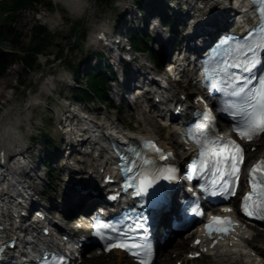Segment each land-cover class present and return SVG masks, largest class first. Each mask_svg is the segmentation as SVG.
Returning a JSON list of instances; mask_svg holds the SVG:
<instances>
[{
    "label": "rangeland",
    "instance_id": "374dc122",
    "mask_svg": "<svg viewBox=\"0 0 264 264\" xmlns=\"http://www.w3.org/2000/svg\"><path fill=\"white\" fill-rule=\"evenodd\" d=\"M2 0H0L1 2ZM92 4H93V10L100 16V17H106L113 19L116 16L115 11L113 10V2H109V1H102V0H89ZM52 2V3H51ZM59 10V12H58ZM94 13H89L87 16H84V18H79L78 16L73 17L70 15V13L66 10V7H64L62 4H56L54 3L53 0H39V2L33 3L32 5H27L26 7L23 8V10H20V12H18L17 18H18V22L16 25V30H18L21 34L20 37H15L11 40H9L8 42L5 43H1L0 42V48H6V49H10V50H14L17 53H21L25 48H27L28 46L30 47L32 42L30 40L31 38V30L32 27L34 28L35 25L37 23H39L40 21H45L44 18L48 15L50 16H56V15H61L64 19L63 24L61 26H59L56 29H49L48 34L50 36H48V39L50 41L49 45L45 48L44 50V54H48V58L49 57H53L56 54H59L58 56L55 57V59H51V61H47L45 63H43L44 57L40 58L37 62V66H35L33 68V71H26L25 67L23 66L22 62L17 59L16 61H14L11 66L10 69L12 70V72L8 73V70L5 73V77L8 78L9 82L4 86V85H0L2 90H3V94L0 96V112H2L3 110H5L6 108H8L9 106H13V105H21L22 103H24L27 98L29 97V95L35 91H39L41 88L42 83L46 80V78L49 76L53 79V77L56 78L57 74L59 71H62L64 69H68V63L64 60V58L62 57V53L65 54V51L68 47V45H71L75 36V33L73 32V27L80 22V20H82V25L78 28V34L79 37H81V40L78 44V47L73 50L72 52L69 53L71 60L78 62L80 58L85 56V53L83 52V44L86 43V39L87 36L92 28L93 25V21H95L96 19L99 18H94ZM79 18V19H78ZM79 24V23H78ZM77 24V26H78ZM78 39V38H77ZM61 54V55H60ZM151 55L154 57V59L156 60L155 55L152 54L151 51ZM69 58V59H70ZM63 61V62H62ZM73 61V63H74ZM45 70L47 72H45ZM40 74L41 75H48L47 77L44 76L41 77V79H37L36 77ZM4 76L0 75V81L2 80V78ZM39 76V77H40ZM83 82L87 81V78H83L82 79ZM17 81H22L21 85H16ZM57 91H60L61 89H63L65 92V95H68L67 97L69 98V95L73 94V90H69L68 88L64 89V87L62 85L59 84H55ZM90 86L92 88H94L92 86V82H90ZM176 86V88H182L180 85H174ZM51 89L54 88V85H50ZM95 89V88H94ZM12 94V98L11 100L7 101V98H9V96H11ZM53 97L57 98V93L55 91H52ZM54 98H45V102L46 105L50 108L53 109L50 110L49 108L43 107V108H39V109H35L33 110L34 113V117L37 121H39L41 124L40 128V132H42L45 135H49L51 139H53V141L58 140L59 136L57 133V126H56V111L58 110V104L55 101ZM96 105L95 108L98 107L99 105L97 104L96 100H94ZM106 104V103H105ZM116 108L113 109L111 112L112 114L114 112H118L117 113V118L122 119L124 118V120H126L127 125L130 126L133 129L137 128L139 129V131L142 132H146L148 133L149 131V127H145L144 125H142L141 123H137L136 122V117H133V115L127 113V109L128 106H124L122 105L121 107L119 106L118 103H115ZM94 108V107H92ZM122 117V118H120ZM135 120L134 123H132V120ZM123 120V119H122ZM138 121V119H137ZM153 122V129H155V133L159 134L163 139H166L167 141L170 142V140L168 138L165 137L166 134V129H161L160 127L157 126V124ZM158 129V130H157ZM24 133H26L25 135H27V131H24ZM44 140H40V137H34L33 139V143L32 145H34L35 151L38 152L39 156L41 159H43L45 157V148H47V145L50 143H47V139L45 137H43ZM55 139V140H54ZM53 143V142H52ZM37 149V150H36ZM57 174H63V171H59V173L57 172ZM47 176V174H46ZM49 177V174L48 176ZM46 178V177H45ZM55 179L57 178H52L51 180H54V184H55ZM50 180V181H51ZM50 190V187H44ZM261 243H264V238H262ZM258 244V243H257ZM175 249L171 248H165L163 251H165V253L163 255H161V258L164 255H167L168 257H173L174 255H176ZM189 248L187 247L186 251H188ZM164 258V257H163ZM177 258H173L171 260L170 263L176 262ZM161 262H163V260H161ZM131 264V263H127L126 261H124L122 258L120 257H115L113 260L108 259V258H101L99 260H93V261H86L85 264Z\"/></svg>",
    "mask_w": 264,
    "mask_h": 264
},
{
    "label": "snow or ice",
    "instance_id": "6c2138e0",
    "mask_svg": "<svg viewBox=\"0 0 264 264\" xmlns=\"http://www.w3.org/2000/svg\"><path fill=\"white\" fill-rule=\"evenodd\" d=\"M260 12L264 14V8L260 9ZM247 48V53L243 51V48ZM257 48H264V42H261L259 44H256L255 47L250 45H244L242 48L238 49L241 54L244 56V60L242 63H236L234 66L236 68H243L245 72L251 73L253 71L254 65L259 63V61L256 59V49ZM251 54V59H249L248 54ZM224 76L221 77L222 81L226 82L228 85H234L231 90V95L238 98L235 102H230V108H224L223 111H230L233 117H239L242 121V125H238L236 127V131L240 134L242 139H253L254 135L259 132H264V77L259 78V88H249V85L251 84L252 80L257 79L255 75L251 76H244L240 73H231L228 71V61H224ZM231 76V79L229 80L228 77ZM238 81H243V83H237ZM205 115L208 118L210 126H214L213 121L214 117H212L210 111L207 109L205 110ZM246 129H248L246 131ZM151 143V142H149ZM228 145H231L234 149V154L231 155V158L233 160V174H236L238 172L237 165L242 160V152L243 150L240 148V146L233 140L229 139L227 141ZM222 150L225 149V142L221 138L220 144L217 146V148L211 153L213 158L217 160V163H219V156L221 154ZM159 151V149H157ZM135 163V162H131ZM264 164V162H261ZM170 171L174 172L175 169H170ZM219 171V169H217ZM264 172V167L254 166L252 171L253 181L252 186L253 188H257L258 186L262 189L261 192V199H260V205H261V211H264V183L257 185L255 177L257 175V172ZM158 175L154 178H149L147 176H143L142 173L137 175V179L141 180V192L140 194L145 197H149L150 199L155 200L156 202H160L164 200L167 196V193L164 189L157 186L152 188L151 193H149L148 189L152 187V185L155 183V179L158 178ZM168 179H174L173 176L169 175L167 177ZM227 182L223 187H228ZM253 196V193L249 192L244 197V211L248 212L249 215H252L253 212L249 211L248 208V201L250 197ZM253 207H255V203L253 204ZM262 219H264V216H261ZM222 218L214 217V220H219ZM139 227V224L137 225ZM221 231H226L227 229H220ZM116 245L109 244V247H113ZM119 247L123 248H141L143 247L140 244L132 243L131 245L129 243H118ZM150 255V249H146V256ZM65 257H59V260L63 261ZM143 264H149L148 259H145Z\"/></svg>",
    "mask_w": 264,
    "mask_h": 264
},
{
    "label": "bare ground",
    "instance_id": "6f19581e",
    "mask_svg": "<svg viewBox=\"0 0 264 264\" xmlns=\"http://www.w3.org/2000/svg\"><path fill=\"white\" fill-rule=\"evenodd\" d=\"M56 2H61L64 5H66L69 10L76 14V15H80L82 13H85V15L89 12L94 13L95 11L93 10V4L90 3L88 0H54ZM94 18H99L96 19L95 21H93V25L96 28L95 29V34L96 35L97 31L101 28V27H106V22L105 18L100 17L96 12L94 15ZM51 22V26L56 27L57 25H59V21L60 18L59 17H54V18H50L48 20V22ZM182 23V22H181ZM12 72V70L10 69L8 71V73ZM45 72H47L45 70ZM7 75V74H6ZM5 75V76H6ZM45 75V74H44ZM3 77L2 80L0 81V85H6L9 80L7 77ZM40 74L36 77V80L39 78ZM66 76V75H64ZM135 76V75H134ZM142 77V76H141ZM53 83V80L50 77H47V81L43 82L41 85V89L39 92L36 93H31L29 95V97L27 98V100L22 103L21 105H13V106H9L8 108H6L5 110H3L2 112H0V151L6 154H9L10 151H17L16 148L19 146H22L21 144V137L19 135V132L16 130H19V127H21L23 124L27 125L28 128V123L27 121L29 120V114L25 113L29 110V108H31L35 103L39 102V100L41 99V96L43 94L44 91L48 90L50 88V85ZM159 88H162L163 90H165V92L162 93L163 98H169L170 96H173L175 94L174 89L171 88L168 84H166L165 82H160L159 83ZM3 94V90L0 86V96ZM28 108V109H27ZM141 114V119L144 120L143 124L145 127H149V131L147 134H152L155 133V130L152 129L153 127V123L151 122L150 118L146 117L145 112L143 111ZM107 119H104V121H99L100 123H106ZM115 122L112 121V123ZM99 129V126H98ZM96 133H98L97 130H95ZM104 134H108V135H112V131L110 129H105L104 131H100ZM81 135L84 134L83 129L80 130ZM138 134H143L141 132H132V136H134V138L138 137ZM146 134V133H145ZM144 135V134H143ZM168 135L170 137H175V130H171L168 132ZM83 138L86 137L85 134L82 136ZM164 146L169 147L170 146L165 143V142H161ZM98 144V143H96ZM106 147V145L104 146L101 145V147ZM11 149L10 151L7 150V148ZM101 147L98 146L91 148L92 152L89 153L87 152L88 155H84L80 158V162L83 163L85 162L86 166H85V170L89 169H95L97 171V168L100 167H104V168H108L107 164L111 163V159H110V154L107 150H101ZM181 148L180 146L178 147ZM88 151V150H86ZM14 156H17V153L14 154ZM180 156H183V154H181ZM83 157H86L85 159H83ZM12 165H18L15 163H12ZM9 168V167H8ZM77 171H81V167L77 168ZM79 173V172H78ZM4 176L8 177V171L4 170L3 171ZM70 176V174H69ZM34 177V176H33ZM9 179L12 180V178L8 177ZM81 179H86L84 176H81ZM3 181V180H2ZM24 184L28 183L26 180L23 182ZM33 190H37L35 186H33ZM37 194V191L35 193V195ZM7 199V197H3L2 200L5 201ZM36 201V200H35ZM49 206H45L44 208H48ZM1 217V214H0ZM56 217V216H55ZM59 218V216L56 217V219ZM177 243H182L185 244L184 240H178ZM33 249V244L29 245L27 247V250H30V252H32ZM260 253H263L264 250L263 249H259L258 250ZM218 257V264H262L263 261H258V262H254V259L247 256L246 254H243L242 252H239V250H232L230 251V249H220L217 252Z\"/></svg>",
    "mask_w": 264,
    "mask_h": 264
},
{
    "label": "trees",
    "instance_id": "16d2710c",
    "mask_svg": "<svg viewBox=\"0 0 264 264\" xmlns=\"http://www.w3.org/2000/svg\"><path fill=\"white\" fill-rule=\"evenodd\" d=\"M38 1L39 0H9V4L11 5L9 6L8 4H5L1 9L5 10L11 7V9L13 10H18L22 7H25L26 5H31ZM44 31L45 29L43 27H36L33 29V39L36 44L33 46L32 50L40 51L44 48L45 38H40ZM8 35L9 34L7 32H1L0 42L7 41ZM16 37H20V35H17ZM37 42L38 43L40 42L39 45L37 44ZM15 57L16 55L14 53L4 52L0 50V74L1 75L6 72V69L8 68L10 63L14 62ZM22 59H23V64L26 66V68H31L35 63V57L31 53L26 54V56H24ZM98 81H100V78H98ZM96 92L100 94V92H98L97 90Z\"/></svg>",
    "mask_w": 264,
    "mask_h": 264
}]
</instances>
